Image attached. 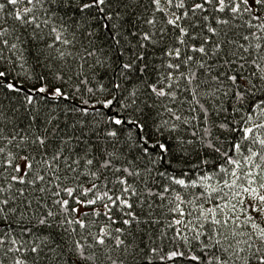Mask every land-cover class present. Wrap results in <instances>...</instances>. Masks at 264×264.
<instances>
[{
  "label": "trees",
  "instance_id": "16d2710c",
  "mask_svg": "<svg viewBox=\"0 0 264 264\" xmlns=\"http://www.w3.org/2000/svg\"><path fill=\"white\" fill-rule=\"evenodd\" d=\"M200 2L202 0H185L184 9L164 4L165 11L159 12L151 0H106L102 6L104 13L101 14L95 7L80 12L79 0H72L71 7L60 0L55 3L44 0L42 6H36L35 14L40 21L48 19L49 23H41V27L36 29L34 25H21L9 15L14 6L0 0V3L6 4L4 12L0 13V30L8 29L0 37V40L8 41L7 45L0 43V72L5 73L4 77H0V146L5 147L0 159H6L11 151L29 155L36 165L26 177V181L34 182L21 184L11 180L12 175L19 174L0 163V188L4 189L0 192V200H8L5 212L0 213V234L11 230V236L6 237L4 248L0 249L3 264H13L16 257L24 264H112L113 260L116 264H193L188 259L193 254L203 255L204 264H208L214 255L228 260V264H244L243 259L237 260L231 252H222L221 246L212 247L207 236H202L201 241L210 244L208 249H203L200 242L183 246L184 242L174 239V230L168 227L173 218H180L170 210L180 203L176 200L177 194L184 201L181 207L185 212L192 211L197 204L208 208L221 202L215 193L211 194L214 199H210L206 186L199 180L201 176H210L208 186L223 187L225 180L232 179L234 166L227 165L222 155L231 149L232 144L242 143L241 153L244 156L249 154V147L253 151L260 150L259 144L241 140L240 129L244 127L242 118L250 111L249 104L256 97L264 99V91L256 92L251 99L246 95L244 101L238 103L234 95L237 86L232 81L221 77L217 82L211 77L225 72L227 75H238L240 80L250 78L257 86L261 85L258 77L252 76L253 72H258L252 59L257 57V53L264 55V28L258 27L260 20H252L251 17L258 14L264 20V9H255L251 15L242 13L233 17L231 13H218L212 5H205L204 11L196 10L193 15L192 5ZM185 11L189 15L180 24L190 32L189 36L183 37L186 45L177 39L178 29L166 23V14L176 12L183 15ZM108 15H111V20L106 19ZM205 15L209 17L208 21L203 20ZM217 18L229 22L221 25L216 22ZM149 19L155 23L148 24ZM206 25L215 27L217 34L209 33ZM52 27L57 28L62 38L70 43L64 45L57 42L49 48L55 35L50 33ZM146 32L157 43L143 41L142 36ZM192 36L197 37L195 41ZM205 36L209 37L205 45L209 55L193 53L191 46L194 43L199 46ZM245 37L248 39L245 40ZM216 43H220L221 49L216 56H212ZM257 43L262 45L261 49L255 48ZM12 44H16V48H12ZM177 47L181 49L182 57L193 55L195 59L189 65L181 64L179 70H169V62L181 63V60L168 57L165 53ZM60 52L64 55L61 56ZM141 54L144 59L137 60L133 69L122 74V64ZM225 59L231 60L232 65H225ZM197 62H206L205 68L201 69ZM145 64L146 71L139 72L138 69ZM208 66H211L210 71ZM260 66L264 67V61L260 62ZM168 71H173L174 77L181 72L185 75L195 72L196 80L191 85L185 79L165 80L161 86L171 83V91L176 96L174 99L157 97L150 92L148 85L156 83L157 78ZM8 83H13L18 91L8 89ZM116 84L120 87H115ZM197 84L200 85L199 104L192 98V88ZM42 86L50 90L59 87L64 95L53 96V92L36 91ZM133 92L135 97L130 95ZM29 95L33 97L30 104L26 99ZM108 99H113V104L104 108L102 102ZM122 103L129 106L122 107ZM200 104L204 105L206 112L199 107ZM166 108H172L181 120H175ZM233 108L239 111H233ZM111 117H118L126 123L116 125ZM253 117V122H261L255 113ZM130 120L143 123V131L127 123ZM223 122H229L237 130L229 132L221 129L219 125ZM205 130L209 135H205ZM112 131L116 132V136L108 135ZM143 135L150 137L148 147L151 155L143 151L145 145L140 140ZM12 136L16 139L9 144ZM36 136L45 140L44 146L33 143ZM158 139L170 149L163 159L151 147ZM209 140L221 149L220 153L206 146ZM231 154L234 157L241 155L234 151ZM53 157L57 158L53 160ZM44 159L51 166L44 164ZM87 160H92L93 164L88 165ZM105 160H109L110 165L101 167ZM254 163L261 161L257 157ZM222 167L226 172L220 171ZM251 167L246 165L244 171ZM125 168L132 175L124 172ZM93 172L96 177L91 175ZM37 173L45 179L35 180ZM57 176L58 180L55 179ZM170 177L184 179L188 186L177 185ZM121 178L132 185L135 195L131 191L122 192L126 185L119 183ZM194 180L198 181L195 186L192 185ZM93 182L97 184V189L83 195V188L90 187ZM66 187L76 189L73 197L62 191ZM166 187L168 192H164ZM104 191L113 197L120 195L128 199L131 211L138 219L132 220L131 224H123L124 219H131L127 215L129 209L119 204L111 205L106 199L95 205L76 203V199H94L97 192ZM57 192L59 195H56ZM223 192L230 190L223 188ZM223 192L219 195L222 196ZM63 199H68L69 207L77 208L78 212H65L57 203ZM105 203L110 205L108 215L104 214ZM9 208L15 209V212L7 211ZM49 211L52 216H48ZM195 215L198 212L184 219H193ZM40 219H45L46 223L40 224ZM69 219H82L87 228L81 229L75 223L68 225L66 221ZM257 222L264 227V217L258 218ZM102 227H107L109 235L105 237L104 245H99L95 237ZM213 227L210 223L206 224L204 231L212 234ZM232 227L229 225L230 229ZM117 228L123 231L118 233L115 231ZM238 230L245 233L243 237H236L239 240H245L248 234L253 233L251 222L241 224ZM11 238L23 241L26 250L5 255L4 249L11 246ZM117 238L124 243L117 246ZM76 241L83 245L86 256L95 253L96 258H81L75 247ZM231 243L235 245V240ZM37 245L38 253H32L30 249ZM178 246L186 253L184 259H159ZM239 247L244 249L239 253L240 257L249 255L246 245L240 244ZM153 248L157 250L155 253L151 251ZM249 264L254 262L249 260Z\"/></svg>",
  "mask_w": 264,
  "mask_h": 264
},
{
  "label": "snow or ice",
  "instance_id": "6c2138e0",
  "mask_svg": "<svg viewBox=\"0 0 264 264\" xmlns=\"http://www.w3.org/2000/svg\"><path fill=\"white\" fill-rule=\"evenodd\" d=\"M53 3L56 2V0H52ZM61 3H67L69 7L72 6V0H60ZM106 0H79V8L78 10L80 12H85L86 10H90L93 7L97 8L99 13H104V8L102 7L105 4ZM7 5L14 6V11L9 13V15L13 16L15 20L19 21L21 25H34L36 29H39L41 27V23L44 25H48L49 20L45 19L43 21H40V18L37 14H35V8L37 5H43L44 0H6ZM152 5L155 6V10L159 12H164L165 9L163 7L164 4H167L169 6L173 5L177 9H184L185 8V0H151ZM21 5H23L21 7ZM28 5H31L29 7ZM205 5H212L216 12L218 13H231L233 17H235L237 14L242 13H248L252 14L255 9H264V0H202L200 3H194L192 5V13L195 15L196 10H205ZM6 8L5 3H0V13H3ZM118 15V14H117ZM168 16L166 23L170 26H172L173 29H178L179 36L177 39L180 41L181 44L186 45V41L183 39V37L189 36L190 32L189 29L186 27L181 26L180 21H182L184 18L188 17L189 13L187 11L183 12V15H178L176 12H171L170 14H166ZM111 15H108L106 19L111 20ZM252 20H260L261 23L258 25L260 28H264V20L257 14L252 15ZM209 17L207 15L203 16L204 21H208ZM40 21V22H38ZM217 23L224 25L227 24L229 21L226 19H219L217 18ZM148 24H154L155 21L152 19L147 20ZM115 27V26H113ZM207 31L209 33H212L213 35L217 34V29L211 25H206ZM8 31L7 28H3L0 30V37H3L5 33ZM50 33L55 34L53 43L49 44L48 47L52 48L57 42H60L64 45H67L70 43L67 39L62 38V33L57 30V28L52 27L50 29ZM198 35V34H197ZM254 35V34H253ZM194 41L196 40V36L191 37ZM245 40L248 39V37L244 38ZM143 41H150L153 44L157 43L156 41L152 40V37L149 33H144L142 36ZM209 37L205 36L203 40L199 43V46H196L194 43L191 46V51L193 53H199L202 56H208L209 52L206 49L205 45L208 42ZM0 43L7 45V40H0ZM119 43V41H117ZM144 47V45H141ZM12 48H16V44L11 45ZM243 47V45H241ZM256 49H261L262 45L257 43L255 45ZM221 49L220 43H216L215 47L212 49L211 55L216 56ZM59 51V49H57ZM246 52L249 51V49H245ZM60 55L63 56L64 53L60 52ZM91 55V53H90ZM166 56L168 57H174L175 59L181 60V63H173L169 62L167 64V68L169 70H179L181 68V64L183 65H189L191 62L194 61L193 55H187L186 57H182L181 49L179 47L174 49H169L166 53ZM144 55L141 54V56L137 57L134 60H131L129 62L123 63L122 68V74L128 70L133 69L134 65L136 64L137 60H143ZM264 61V55H261L257 53V57L255 59H252V63L256 66L258 69V72H253V77H258V79L261 81V85L257 86V84L253 83L252 79L246 78L244 80H240L238 75H227L225 72H220L217 75H213L211 77L212 80L219 82L221 77L226 78L227 80H230L235 84L236 91L234 92L236 101L238 103H242L245 99V96L247 95L250 99L251 97L255 96V93L258 91H264V67L260 66V62ZM199 64V67L201 69L205 68L206 62H197ZM225 65L231 66L232 61L229 59H225L223 62ZM244 65H241L243 67ZM209 67V71L211 70V66ZM147 69V64H145L143 67H140L138 69L139 72H144ZM5 73L0 72V77H4ZM179 79H185L188 81V84L191 85L196 80V73L195 72H189L187 75H185L183 72L180 73L178 77H174L173 71H168L166 75L158 77L156 83L149 84L148 87L150 89V92L155 94L157 97H171L175 98L176 93L174 91H171L172 84L168 83L166 86H161L162 82L167 80L169 82H172L174 80ZM200 85H196L192 88V98L193 101L197 104H199V100L197 99L199 92L198 88ZM115 87L119 88L120 85L116 84ZM7 88L10 90H16L15 85L13 83H8ZM36 91L40 93H47L46 87H40L39 89H36ZM91 91V89H89ZM53 96H63L64 93L61 88L57 87L55 91L52 93ZM132 97H135V93L130 94ZM28 103H32L33 97L31 95L26 97ZM87 103V101H85ZM104 108H108L113 104V99H108L102 102ZM132 103L135 104V99L132 100ZM129 105L123 104L122 107H128ZM199 107L204 110V105L200 104ZM250 111L248 112L247 116L242 118L241 123L244 124V127L240 129L242 131L241 140L242 141H249L251 140V143L253 145L259 144L260 150L259 151H253L251 147L248 148V155L244 156L241 153L242 149V143L236 142L232 144L231 149L229 151H224L222 153L224 160L226 161V164L229 166H234L231 170V177L232 179L225 180L223 183V187L217 186V187H210L207 185V181L211 179L210 176H201L199 183L204 184L206 186V190L209 192V198L214 199L211 194L215 193L217 196H219V199L221 202L213 203L212 207L204 208L202 205H196L192 211L185 212V210L181 207V204L184 203V201L181 199L179 194L176 196V200L180 201V203H177L175 207L171 208V212L176 213L180 218H173L170 224L168 225L169 228H172L174 230V239H180L184 242L183 246H188L192 244L193 242H200L203 244V249H208L210 247L209 243H204L201 241L202 236H207L208 240L212 242L211 246L215 247L217 245L221 246L220 250L224 253L231 252L235 255V258L237 260L243 259L244 264H249V260L253 261L254 264H264V227H261V224L257 222L258 218L264 217V132H261V130H264V99H260L259 97H256V99L252 100L249 104ZM86 111V109H85ZM166 111L172 113L173 118L175 120H181V117L178 115H175L172 108H166ZM233 111H239L237 108H233ZM253 113L258 115L260 117L259 123L253 122L254 117ZM113 123L116 125H122L126 123L124 120L118 118V117H111L110 118ZM187 122V121H185ZM127 123H130L134 125L137 129L143 131L144 124L140 123L136 120H130ZM165 124H167V121H164ZM221 129H225L229 132H235L237 129L235 126H230L229 122H223L219 125ZM255 134V135H254ZM109 136H116V132L112 131L108 133ZM205 135H209L208 131L205 130ZM16 139L15 136H12L10 140H8V143L11 144ZM21 139H26L25 137H21ZM140 140L145 145L143 151L146 154L151 155L149 153V147L150 144V137L148 135H143L140 137ZM33 143H38L41 146L45 145V140L41 138L40 136H36ZM208 148H212L214 152L220 153L221 149L219 147H216L211 140L208 141L207 145ZM151 147L157 151L158 155L161 157V159L164 158V155L170 151L169 146L161 142L159 139L155 141L154 144H151ZM234 151L237 154H241L238 157H234L231 152ZM5 153V147L0 146V157L3 156ZM111 156V154H109ZM59 156V153H57V157ZM57 157H53V160H55ZM259 158L261 163L255 164L254 158ZM0 163L6 164L8 167L12 169L13 172L18 173L19 175H12L11 180L24 184V183H33L34 181H26V177L32 173V170L35 168V164L33 162V158H31L29 155H19L16 153H13L9 151L7 153L6 159H0ZM43 163L46 165H49V161L44 159ZM88 165H92V160H87ZM110 165L109 160H105L104 163L101 165V167H108ZM246 165H252L253 167L249 168L247 171H244V168ZM117 171H120L117 169ZM124 172H127L128 175H132L131 172L128 171L127 168L123 170ZM221 172H226L225 168L220 169ZM93 177H96V173H91ZM165 175V174H161ZM45 179L44 176L39 175V173L36 174L35 180L43 181ZM55 179H59V177H55ZM170 179L173 181V183L181 186L187 187L186 181L184 179H177L175 177H170ZM119 183L121 185H126L122 188L123 193H128L131 191L132 195L136 194V190L132 188V185L127 183V180L124 178L119 179ZM198 183V181H192V185L195 186ZM11 187V185H9ZM223 188H228L230 192H223ZM97 189V184L93 182L90 187L83 188V195H87L89 193H93V191ZM4 189L0 188V192H3ZM23 190L21 189V192ZM41 191H44V189H41ZM63 192H65L69 197H73L76 189L71 187H66L62 189ZM169 188H164V192H168ZM223 192V195L220 196L219 194ZM151 194V193H149ZM56 195H59V192L56 193ZM159 195H163L160 193ZM107 200L111 203V205H121L124 208L129 209L127 212V215L131 217V219H124L123 224L128 225L132 223V220H137L138 217L135 216V214L131 211L132 205L129 203L128 199L123 198V196H111L109 195L108 191H104L102 193L97 192L95 194L94 199H87L80 200L76 199L77 204L86 203L88 205H95L98 201ZM58 204H60L61 208L65 212H78L77 208L69 207V200L63 199L60 201H57ZM188 203H195L194 201H189ZM8 205V200L3 199L0 200V213L5 212V207ZM105 208V215H108L110 212V205L109 203L104 204ZM9 212H15V209H7ZM198 212V215H195L193 219L185 220L184 218L186 216L192 217L193 213ZM99 214V213H97ZM53 213L51 211L48 212V216H52ZM241 216L244 217L243 220H241ZM111 219V217H109ZM251 222V227L253 229L252 234L247 235V239L245 240H239L236 239L237 236L243 237L245 235L244 232L239 231L241 224L247 225ZM40 224H45V219H40ZM63 223V222H62ZM66 223L68 225H72L73 223L78 224L81 229L87 228V225L82 219H76V220H67ZM213 225L212 234H208L204 231V228L206 224ZM229 225H233L231 229L229 228ZM180 226V227H175ZM116 232H122L123 230L121 228H117L115 230ZM188 233H192V235H188ZM109 235V232L107 230V227H102L99 229V235L95 237L96 244L104 245L105 243V237ZM253 235H255L256 239L253 240ZM11 236V230L8 233L0 234V249L4 248L6 237ZM222 238V239H221ZM231 240H235V245L231 243ZM258 242V243H257ZM124 243L123 240H120L117 238V246H120ZM226 244V246H224ZM244 244L247 246V249L249 251V255L245 257H240L239 253L244 251L243 248H240L239 245ZM10 247L7 249H4V254L8 255L9 253H18L22 250H26L23 247V241H18L15 238H11L10 240ZM19 245V246H17ZM75 247L79 250V256L83 258L84 260H91L96 258V254L93 253L92 256H86L83 250V245L79 241L75 242ZM32 253H38L39 251V245L32 247L30 249ZM153 253H155L157 250L153 248L151 250ZM185 251L181 250V246H178L177 248H174L173 250L169 251L167 255H161L159 257L160 260H167V261H176L177 259H184L185 258ZM110 259V257H108ZM190 261L193 262V264H204V257L203 255H191L188 257ZM0 264H3V261H0ZM13 264H24V261L20 259L19 257L14 258ZM112 264H116V261H112ZM208 264H228V260L223 259L221 256L214 255L212 256Z\"/></svg>",
  "mask_w": 264,
  "mask_h": 264
},
{
  "label": "rangeland",
  "instance_id": "374dc122",
  "mask_svg": "<svg viewBox=\"0 0 264 264\" xmlns=\"http://www.w3.org/2000/svg\"><path fill=\"white\" fill-rule=\"evenodd\" d=\"M46 88H47V87H46ZM54 91H55L54 89H53V90H50V89L47 88V93H48V92H54Z\"/></svg>",
  "mask_w": 264,
  "mask_h": 264
}]
</instances>
